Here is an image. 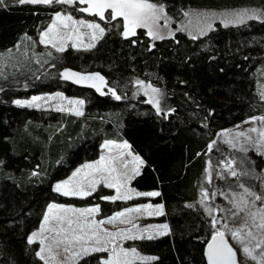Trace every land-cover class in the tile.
Returning <instances> with one entry per match:
<instances>
[{
  "label": "trees",
  "instance_id": "16d2710c",
  "mask_svg": "<svg viewBox=\"0 0 264 264\" xmlns=\"http://www.w3.org/2000/svg\"><path fill=\"white\" fill-rule=\"evenodd\" d=\"M159 2L176 19L193 7L255 8L264 14V0ZM56 12L85 14L73 5H21L18 0H5L0 6V53L16 47L23 36L35 40ZM106 19L102 21L105 33L94 47L67 48L52 55L48 67L39 69L32 62L4 77L22 78L20 83H0V264H45L36 255V244H29L27 238L50 202L99 204L101 216L135 202L105 201L106 188L85 198L64 196L53 189L56 180L98 157L104 140L127 141L144 161L131 185L160 195L136 201L164 205L167 234L126 242L157 259L134 264H206L204 248L216 228L225 222L229 228L239 224L224 219L229 216L232 195L243 191L239 185L262 194L261 155L228 149L215 139L219 130L264 111V97L256 89V70L264 63V15L239 25L217 24L196 39L176 31L162 40L150 38L144 29L125 38L121 18L113 21L107 14ZM64 67L101 71L112 88L121 89L116 93L121 98L63 82L59 71ZM136 79L160 86V111L136 95ZM55 91L83 98V114L13 104L16 98ZM224 159L234 162L236 177L220 172ZM209 165L211 183L206 174ZM204 191L209 193L206 199ZM212 193H216L214 199ZM207 206L225 209L216 214L221 217L216 228ZM221 230L237 248L228 229ZM238 255L244 259L241 252ZM101 256L86 255L78 264H100Z\"/></svg>",
  "mask_w": 264,
  "mask_h": 264
},
{
  "label": "snow or ice",
  "instance_id": "6c2138e0",
  "mask_svg": "<svg viewBox=\"0 0 264 264\" xmlns=\"http://www.w3.org/2000/svg\"><path fill=\"white\" fill-rule=\"evenodd\" d=\"M18 2L21 5H51L53 3L64 5H87V7H80L79 11L98 16L101 21L106 19V12L113 21L121 18L123 22V36L125 38L135 36L138 29H145L149 37L154 40H162L165 36L160 31L161 27L167 28L171 23V17L167 14L164 4L159 2V0H18ZM4 3L5 0H0V6L4 5ZM262 15L264 14L255 11L249 14L246 10L240 13H232L231 16L233 19H228L224 23L225 26H228L229 23H241L245 19H260ZM183 16L188 18L187 22L182 28L177 29V31H186L190 28H195L199 35H203L206 30H210L212 28V24L208 22L207 14H196L195 21L192 19L193 13L189 11H184ZM201 18H203V24L201 23ZM161 21H163V24H161ZM77 25L92 29L93 32L91 33L90 38L93 41L98 39V36L96 35L97 30L100 36H102L105 32V29L101 27L100 23L89 22L83 19L76 20L73 19L71 15L63 16L61 13L57 12L53 23L49 25L45 31L41 32L39 42L41 44L51 45L57 52H64L67 40H71L73 36H75L78 40L82 37L79 28L76 27ZM61 29L70 30L63 32ZM168 36H174V32H168ZM196 38L197 35H192V39ZM76 46L77 45L75 43L72 44V47ZM94 46L95 45L91 43L86 45L87 48H92ZM62 76L64 79L76 77L77 83L97 79L100 81L104 80L99 73L83 76L80 73L68 70L63 72ZM136 83L139 85L144 84L143 81H137ZM92 86L95 87L96 85L93 84ZM147 87L151 88L153 92H159V89L153 88L150 84ZM97 90L99 91V88H97ZM109 91L112 92L117 100L121 98L119 95H116L114 90L109 89ZM261 96L264 97V92H261ZM36 99L39 98L33 97V100ZM16 103L20 104L22 102L16 101ZM70 103L82 104L83 101ZM156 106L159 110V102H157ZM76 114L82 115L83 113L77 110ZM256 120L264 122V116L253 117L251 121H246V123ZM257 131L258 129L255 127L248 129V132ZM221 135H223V133ZM237 135L245 136L246 133L239 132ZM259 136L261 140L256 141V143L264 142V130L259 131ZM249 139H251V137H249ZM215 143L216 142L213 141L208 145L209 151H212ZM226 143L232 144V141L229 140L226 141ZM112 146H115L117 149L130 148L127 141H124L122 144H117L115 141L109 140L105 141L103 145V147L109 149H111ZM232 147H235V145L232 144ZM123 155L124 153L121 152L117 156H101L96 162L83 165L82 168H78L72 173L71 178L64 180L61 183H57L54 190L64 196L86 197L91 195V193L96 190V185L103 181L108 188H114L116 190V195L103 197V199H109L112 201L119 199H132V193L135 190L128 188L127 184L135 176L140 175L139 165H142L144 161L139 156H133V161L137 163V166L132 169V175H129L127 171L121 172L116 167V162L120 161L123 168L127 169V162L121 160ZM128 155H132L131 152H129ZM233 163V161H228L225 164V167L230 170V175L232 177H236L237 172L231 169ZM85 169L87 171H83ZM82 171L83 175H81ZM97 176H99V179L96 178ZM77 177H80V179H76ZM208 181L211 183L210 174L208 176ZM239 187L243 189V192L234 193L232 195V199L230 200L231 207L227 209L229 216L224 218L225 220L230 218L233 222L239 221V224L229 228V224L225 222L222 224V227L224 229H228L231 238L240 245L239 251L242 253L244 259H241L238 255V249L229 243L226 238L225 231L216 228V225L220 223V220L213 217L211 223L212 227L216 228V231L212 234L211 240L207 243L206 256L208 264H247V260L255 261L256 264H264V193L257 194L245 187L243 184H240ZM122 189L125 190L122 192ZM135 195L155 197L159 196L160 193L158 191L146 193L136 192ZM202 196L204 198H208L209 193L204 191ZM211 196L214 199L216 193H212ZM257 202H259V205ZM189 207H191V205H189ZM163 208L164 205L162 204L156 205L154 210L148 214L163 215ZM53 209H62L66 213H79V216H77L76 219H72L59 214H53L51 216L49 214H45L43 218L44 222L41 224L40 230L38 232H33L31 236H29L28 243L32 244L36 242L37 237L42 236L43 232L48 231L53 233L51 238L44 237L39 240L41 248L36 255L43 260L45 264H48V261L43 255L44 251L47 250L49 253H52L53 247L60 249L61 246H63V251L65 253H70V255L74 258H82L83 256L90 255L92 253H107V258L102 259L100 264H134L136 259L143 261L157 259V257L140 256L136 248H125L122 244L117 242V237H122L123 239H137L142 237L128 236L124 230L112 232L107 228L102 227L104 224H113L117 218L123 217L126 212L131 213L133 211L140 212L141 209H153V205L151 204L140 205L137 208H128L123 212L116 213L113 217H110L107 220L98 221L89 219V217L93 213L100 211L99 205L82 209L65 208L63 205L57 204L48 205V213H52ZM207 210L210 215L214 211L212 208H208ZM218 211L224 212L225 209H219ZM50 220L55 221L57 226L47 227ZM65 223L67 224V227L63 226ZM155 227L165 230L168 229L167 224ZM145 231H147V229H145ZM164 234H167V232L165 231L160 233V235ZM151 238V236L148 237V239ZM48 239H51V243L45 246V240ZM77 245L79 250H73V247ZM56 255H59V251H57L52 258L55 259ZM66 261L67 257L65 258V262H62V264H66Z\"/></svg>",
  "mask_w": 264,
  "mask_h": 264
},
{
  "label": "rangeland",
  "instance_id": "374dc122",
  "mask_svg": "<svg viewBox=\"0 0 264 264\" xmlns=\"http://www.w3.org/2000/svg\"><path fill=\"white\" fill-rule=\"evenodd\" d=\"M73 6L77 7L78 9L80 7H87V5H82V4H76ZM165 10H166V8H165ZM246 10L248 11L249 14H251L253 11L257 12V9H255V8L222 9V8H216V7H193V8L186 9L185 11H189V12L193 13V16H192L193 21H195V19H196V14H200V13L207 14L208 22L212 24V28L210 30H206L205 34H203V35H199L195 28H190V29H188L186 31H182V32H184L185 34H187L191 38H192V35H197V38L204 36L208 32H210L211 30H213L217 26V24L225 25L224 22H226V20L233 19V17L231 16L232 13H240V12H244ZM166 12L171 17V23L169 24V26L167 28L161 27V29H160L161 33L165 36V38L170 37V36H168V32L171 31V32L175 33L177 31V29L182 28L188 19V18H185L184 16H182L180 19H176L175 16L170 14V12H168L167 10H166ZM56 13L53 14L52 19L47 24V26L38 32L37 38L35 40L31 39L30 37L23 36V38L20 40V43L17 44L16 47L8 50L5 53H0V83L1 84L3 82L4 83L12 82L13 84L20 83L22 78L20 80H16V78L14 79L13 77L11 79H5L4 77L5 76L7 77V75H9V74L14 75L13 71H15V69H23V67L26 68L27 66L30 65V63L32 64V62L37 63L39 65V69L44 68L45 66L48 67L50 65L52 55H57L60 53V52H57L56 49L53 48L51 45H45V44H41L39 42L41 32L45 31L49 27V25H51L53 23V21L55 20V17H56ZM59 13H61V15H63V16L71 15L73 17V19H76V20L83 19V20H86L89 22L100 23L101 27L104 28L102 21L99 19L98 16L90 15L88 13L81 14L80 16H75L69 12H59ZM107 14L108 13L106 12V14H105L106 18H107ZM261 18H262V16H261ZM105 20H107V19H105ZM248 20H250V19H245L241 23H229L228 25H239V24L247 22ZM201 23L203 24V18H201ZM161 24H163V21H161ZM76 27L79 28L80 33L82 34V37H81V39L78 40L75 36H73V38L71 40H67L65 43V49H67V48L89 49L86 47V45H88L90 43L95 45L96 42L104 35L103 34L102 36H100V34L97 30L96 35L98 36V39L93 41L90 38L91 33L93 32L92 29H89L87 27H81L79 25H77ZM69 30L70 29H61V31H63V32H67ZM145 32L147 34L146 30H145ZM122 35H123V30H122ZM73 43H75L77 46L72 47ZM28 76L31 77V75H28ZM137 81H143L144 84L139 85L136 83ZM149 84L153 88L159 89V92H153L151 90V88L147 87ZM134 86L136 88V91H135L136 95L143 96L144 100L148 104H150L156 111L161 110L162 91H161V88L158 84H156L155 82L150 81V80L136 79L134 82ZM256 89H257V92L259 93L260 97H262L261 92H264V63L259 65V67L256 70ZM112 90H114L115 93H117L121 89L112 88ZM109 93L112 94L111 91ZM33 97H38L39 99L33 100ZM16 101H21L22 103L17 104ZM76 101H83V103L82 104L70 103V102H76ZM157 102H159V110L156 106ZM13 104L15 106H18V107H27V108H35V109H53V110L68 112L71 114H76L77 110L80 112L83 111L85 101L81 97L70 96V95L63 93L62 91H55V92H47V93H40V94H32V95L27 96V97L16 98L13 100ZM260 116H264V111L257 114V115H254L250 118H247V119L243 120L242 122L234 124L228 128L219 130L215 140L220 145H223L224 147L231 149V150H239V151H245V152L246 151H252L253 154L255 153L256 155H261L262 160L264 162V142L256 143V141L261 140V138L259 136V131L264 130V122L256 120V121H253L250 123H246V121H251V119L253 117H260ZM252 127L257 128L258 131L257 132H248V129L252 128ZM239 132H244V133H246V135L245 136H238L237 133H239ZM222 133H223V135H221ZM249 137H251V139H249ZM229 140L232 141V144H234L235 147H232V144L226 143V141H229ZM105 141H109V140H104L101 143V149H100L98 157L91 159V160L84 161L83 163H81L78 166H76L75 168H73L66 177L59 179V180H56L53 183V189H55V185L57 183H61L64 180L71 178L72 173L75 172L78 168H82L83 165L92 164V163L96 162L97 160H99L101 156L112 157V156L119 155L121 152L124 153V155L121 157V160L127 162L128 166H127V169H124L121 162L117 161L116 167L118 168L119 171H121V172L127 171L129 175H132V169L137 166V163L133 161V156H138V155L135 154L134 152H132V150L130 148H128V149H117V148H115V146H112L111 149L105 148V147H103ZM111 141H113V140H111ZM115 142L117 144H122L124 141H115ZM241 149H243V150H241ZM129 152H131L132 155H128ZM228 161L229 160L224 159L223 162H221L219 164L218 169L220 170V172H225V173H228L230 175V170L225 167V164ZM140 167H141V165H139V168ZM231 169L234 170L233 166H231ZM83 171H87V170L85 169ZM83 171H82L81 175H83ZM206 174H207V179H208L209 174L210 175L212 174V169H211L210 165H209V168H207ZM96 178L99 179V176H97ZM76 179H80V177H77ZM211 180H212V175H211ZM131 181H132V179L128 182L127 187L135 190L132 193V199H129V200L119 199L116 201L126 202V201L135 200V202H132L131 204L124 206L123 208H121L119 210H115V211H113V212H111L105 216L100 215L101 207L99 204L69 205V204H64V203H59V202L48 203L46 208H45L44 214L41 218L39 225L29 232L28 238H29V236H31V234L33 232H38L40 230V226L44 222L43 218H44L45 214H49L50 216L53 214H59L61 216H67V217L72 218V219H76V217L79 216V213H75V214H73L71 212L66 213L62 209H53L52 213H48V205H50V204L63 205L65 208H77V209L91 208V207L99 205L100 211L97 213H93L89 217V219H94L97 221L98 220H107L108 218L113 217L116 213L123 212V211H125V209H128V208H137L140 205L151 204V205H153V209H147V210L141 209L140 212L133 211L131 213L126 212L123 217L117 218V220L114 221L113 224H104L102 227L107 228L109 231H112V232L124 230L128 236H137V237H142V238L143 237L148 238L149 236L152 237L153 235L160 234V233L165 232V231L167 232L168 229L165 230V229H162L159 227H155L158 225L167 224V222L162 218V215H155V214L149 215L148 214L149 212H152L154 210V207L156 205H160V204H153L150 201H142V200L136 201V200L141 199V198H149L150 197V196H136L135 195L136 192L146 193V192H153L156 190H149V191L140 190V189L132 186ZM259 185H260L261 193H264V167L262 169V173L260 176ZM100 188H106L109 190L108 192L103 194L102 199H103V197H111V196L116 195V190L114 188H108L104 184L103 181H101L99 184L96 185V190H98ZM124 190L125 189H122L121 191L123 192ZM95 191H93L92 193H94ZM242 192H239V193H242ZM70 197L85 198V197H79V196H70ZM202 198H204V197L202 196ZM204 199H206V198H204ZM103 200L109 201V202H114V201L109 200V199H103ZM208 208H210V207L207 206L206 210ZM212 209H214V211L211 213V215L209 214L208 210H207V213L210 216H212V218L216 217L221 222V217L220 216L217 217V215H218L217 214V212H218L217 206H212ZM163 212H164V210H163ZM121 221H123V222H121ZM134 225H135V227H134ZM56 226H57L56 222L52 221V220H50L49 224L47 225V227H56ZM63 226L67 227V224L65 223ZM145 229H147V231H145ZM219 229L221 230V229H223V227L220 226ZM77 231H79V230H77ZM52 235H53V233L45 231V232H43L42 236L36 238V242L33 243V244H36V253L38 251H40V248H41L39 240L44 238V237L51 238ZM129 240H132V239H123L122 237H117L118 243L122 244L123 247L130 249L133 247L126 244V242ZM50 243H51V239L45 240V246H47ZM234 243L237 246L236 249H238V251H239L240 245L237 244L236 241H234ZM73 250L78 251L79 250L78 245L74 246ZM57 251H59V255H56L55 259H53L52 256L55 255V253ZM137 252L139 253L140 256L156 257L153 254L141 252L139 250H137ZM43 255H44L45 259L48 261V264H62V262H65L66 257H67L66 264H78L79 261L83 257L86 256L85 255L82 258H74L70 255V253H65L63 251V246H61L60 249H56L55 247H53L52 253H49L46 250V251H44ZM107 255H108L107 253H102L100 261L102 259H106ZM150 261H152V260L143 261L140 259H136L134 261V263H146V262H150ZM255 263H252V264H255Z\"/></svg>",
  "mask_w": 264,
  "mask_h": 264
},
{
  "label": "water",
  "instance_id": "95a60500",
  "mask_svg": "<svg viewBox=\"0 0 264 264\" xmlns=\"http://www.w3.org/2000/svg\"><path fill=\"white\" fill-rule=\"evenodd\" d=\"M66 70L71 71V72L80 73L83 76H88V75H92V74H95V73H99V75L102 76L104 78V80L100 81V80L97 79V80L82 81L80 83H77L76 82V79H77L76 77H72L70 79H64L63 78L62 73L65 72ZM59 77L65 83H68V84H70L72 86L79 87V88H82V89L91 90L95 94L101 95V96L106 95L108 93L109 89H112V85L109 83L108 78L105 76V74H103L99 70H78V69H74V68H71V67H64V68H62L59 71ZM93 84H95L96 86L95 87L92 86ZM97 88H99V91L97 90ZM210 240H211V238H210ZM228 241H229V239H228ZM229 243L232 244L230 241H229ZM206 252H207V244H206V246L204 248V259H205L206 264H208Z\"/></svg>",
  "mask_w": 264,
  "mask_h": 264
},
{
  "label": "flooded vegetation",
  "instance_id": "af4514ba",
  "mask_svg": "<svg viewBox=\"0 0 264 264\" xmlns=\"http://www.w3.org/2000/svg\"><path fill=\"white\" fill-rule=\"evenodd\" d=\"M110 91H108V93H109Z\"/></svg>",
  "mask_w": 264,
  "mask_h": 264
},
{
  "label": "crops",
  "instance_id": "0c3cea01",
  "mask_svg": "<svg viewBox=\"0 0 264 264\" xmlns=\"http://www.w3.org/2000/svg\"><path fill=\"white\" fill-rule=\"evenodd\" d=\"M129 145V144H128Z\"/></svg>",
  "mask_w": 264,
  "mask_h": 264
}]
</instances>
